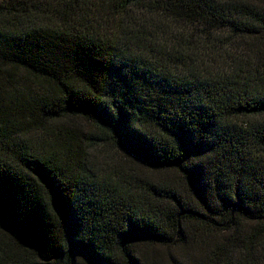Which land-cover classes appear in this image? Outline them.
I'll return each mask as SVG.
<instances>
[{
	"label": "trees",
	"instance_id": "1",
	"mask_svg": "<svg viewBox=\"0 0 264 264\" xmlns=\"http://www.w3.org/2000/svg\"><path fill=\"white\" fill-rule=\"evenodd\" d=\"M0 264H264V0H0Z\"/></svg>",
	"mask_w": 264,
	"mask_h": 264
},
{
	"label": "rangeland",
	"instance_id": "2",
	"mask_svg": "<svg viewBox=\"0 0 264 264\" xmlns=\"http://www.w3.org/2000/svg\"><path fill=\"white\" fill-rule=\"evenodd\" d=\"M68 123L71 126H73L74 128H79L81 130H87V129L89 130V128H90L89 124H85L83 121L78 120V119H70V120H68ZM64 125H65L64 127L66 128V123ZM62 127H63V125H62Z\"/></svg>",
	"mask_w": 264,
	"mask_h": 264
}]
</instances>
